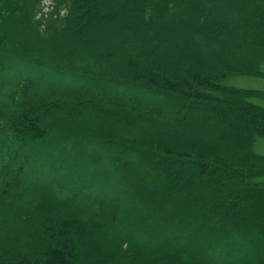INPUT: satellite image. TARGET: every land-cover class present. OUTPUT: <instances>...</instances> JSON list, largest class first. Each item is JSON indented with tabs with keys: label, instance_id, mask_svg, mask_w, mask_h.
<instances>
[{
	"label": "trees",
	"instance_id": "16d2710c",
	"mask_svg": "<svg viewBox=\"0 0 264 264\" xmlns=\"http://www.w3.org/2000/svg\"><path fill=\"white\" fill-rule=\"evenodd\" d=\"M191 1L203 26L165 19L179 0H0V196L52 210L0 264H117L90 238L264 264V90L230 84L264 79V0Z\"/></svg>",
	"mask_w": 264,
	"mask_h": 264
},
{
	"label": "rangeland",
	"instance_id": "374dc122",
	"mask_svg": "<svg viewBox=\"0 0 264 264\" xmlns=\"http://www.w3.org/2000/svg\"><path fill=\"white\" fill-rule=\"evenodd\" d=\"M46 6L50 7L49 2H45ZM62 15L64 11H62ZM165 19L169 22H175L183 18H187L185 21L192 24H199L203 26L200 18L195 14L193 4L191 0H179V4L176 7H169L165 10ZM167 14V15H166ZM168 16V17H167ZM217 18L222 20L223 16L218 13ZM230 84L240 88L264 90V79L257 77H247L239 76L230 81ZM259 153L264 154V140H262L257 149ZM25 196V197H24ZM24 196H14L10 195L5 199V197L0 196V255L3 257L14 255L18 249L22 247V243H26L28 246H32V241H26L23 235V230H28L27 228H32V219L36 215L44 210L49 209L51 202L47 200V197L43 193L35 194L29 193ZM29 204L33 210L30 211L29 216L21 217V222L18 220L17 216H14L12 220L7 219L9 216L17 214V207H20V203ZM61 209V207H59ZM38 210V211H37ZM52 211L51 209H49ZM37 211V214H34ZM78 211V209H76ZM7 217V218H6ZM30 219V220H29ZM26 225L24 226L23 224ZM101 238H90V248L93 252L97 248L99 253L108 254L115 263L117 264H164L165 260H160L162 258V253L158 252H146L141 250H135L131 245L122 240H115L112 242H102ZM101 251V252H100ZM224 251H227L224 249ZM165 256L172 258V261H176V264H187L189 257H183L179 259V255L176 252L167 253ZM235 256V255H234ZM212 262L209 261L208 264ZM221 264L220 262H217Z\"/></svg>",
	"mask_w": 264,
	"mask_h": 264
}]
</instances>
